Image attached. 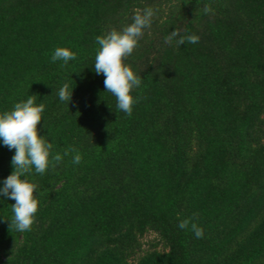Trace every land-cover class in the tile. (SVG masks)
<instances>
[{
	"label": "trees",
	"instance_id": "obj_1",
	"mask_svg": "<svg viewBox=\"0 0 264 264\" xmlns=\"http://www.w3.org/2000/svg\"><path fill=\"white\" fill-rule=\"evenodd\" d=\"M146 7L152 25L125 58L143 81L128 116L93 70L95 37ZM173 30L199 41L168 42ZM56 47L76 60L52 62ZM29 95L62 159L27 176L30 231L0 198V264H264V0H0V111ZM14 151L0 145V180ZM189 217L203 237L178 228Z\"/></svg>",
	"mask_w": 264,
	"mask_h": 264
},
{
	"label": "clouds",
	"instance_id": "obj_2",
	"mask_svg": "<svg viewBox=\"0 0 264 264\" xmlns=\"http://www.w3.org/2000/svg\"><path fill=\"white\" fill-rule=\"evenodd\" d=\"M211 11L205 7L204 12ZM154 9L146 7L136 12L132 22L122 29H112L104 35L96 36L98 45L95 62L92 65L94 72L104 76L105 91L116 100V109L131 116L133 107L139 102V97L133 95V91L139 88L143 81L133 68L125 62L138 46L144 31L151 27ZM176 39L179 45L197 44L199 36L196 34L181 35L173 30L166 38L168 42ZM77 53L67 47H56L51 61H62L67 65L74 61ZM74 87L65 81L56 90L58 99L68 105L72 100ZM43 102L37 103L33 95L26 100L16 102L10 110L0 111V145L7 146L9 150H15L11 159L12 172L3 180H0V198L12 199V218L10 226L16 231H30L35 220V214L39 206V190L37 185L27 179L33 171L43 175L54 162L62 159L60 154L53 155L54 145L52 141L40 134L38 124L43 119L45 111ZM44 120V119H43ZM45 126V125H44ZM73 153L72 163L78 165L82 160L81 153L73 148L66 149L63 155ZM178 228L191 231L196 238L204 236V230L192 218L179 220Z\"/></svg>",
	"mask_w": 264,
	"mask_h": 264
},
{
	"label": "rangeland",
	"instance_id": "obj_3",
	"mask_svg": "<svg viewBox=\"0 0 264 264\" xmlns=\"http://www.w3.org/2000/svg\"><path fill=\"white\" fill-rule=\"evenodd\" d=\"M156 238V234L153 232H148L144 237H143V248H147L151 242L154 241Z\"/></svg>",
	"mask_w": 264,
	"mask_h": 264
}]
</instances>
